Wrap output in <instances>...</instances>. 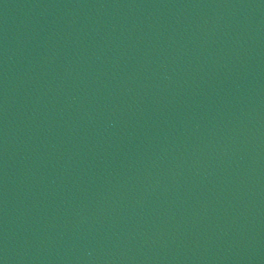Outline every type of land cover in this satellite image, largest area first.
I'll list each match as a JSON object with an SVG mask.
<instances>
[{"label":"water","instance_id":"1","mask_svg":"<svg viewBox=\"0 0 264 264\" xmlns=\"http://www.w3.org/2000/svg\"><path fill=\"white\" fill-rule=\"evenodd\" d=\"M0 264H264V0H0Z\"/></svg>","mask_w":264,"mask_h":264}]
</instances>
